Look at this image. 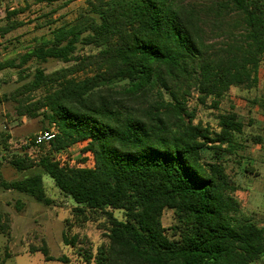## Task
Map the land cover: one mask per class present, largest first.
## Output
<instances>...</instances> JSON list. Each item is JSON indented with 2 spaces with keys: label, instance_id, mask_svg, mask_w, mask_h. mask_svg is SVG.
Segmentation results:
<instances>
[{
  "label": "trees",
  "instance_id": "obj_1",
  "mask_svg": "<svg viewBox=\"0 0 264 264\" xmlns=\"http://www.w3.org/2000/svg\"><path fill=\"white\" fill-rule=\"evenodd\" d=\"M30 1L62 0H24V10H11L2 20L1 37L24 25L17 16ZM88 6L50 39L27 47L18 59L0 61V73L16 69L20 83L0 104L11 100L19 117H42L58 130L39 146L48 150L37 164L25 153L11 165L40 168L72 200L77 216L105 217L108 242L85 253L87 264L262 261L264 227L243 214L240 187L226 166L243 147L238 138L245 125L235 112L220 115L218 132L195 124L188 99L195 92L217 108L232 87H257L264 0H88ZM86 48L95 51L79 53ZM51 60L70 65L51 73L25 71L29 62ZM42 89L45 94L34 97ZM80 143L93 167L55 160L54 153ZM207 152L214 158L204 163ZM0 190L53 203L38 174L14 181L0 174ZM167 210L175 219L169 229L162 222ZM0 232H10L2 213ZM37 251L54 260L47 247Z\"/></svg>",
  "mask_w": 264,
  "mask_h": 264
},
{
  "label": "rangeland",
  "instance_id": "obj_2",
  "mask_svg": "<svg viewBox=\"0 0 264 264\" xmlns=\"http://www.w3.org/2000/svg\"><path fill=\"white\" fill-rule=\"evenodd\" d=\"M25 6L24 0H0V25H4L2 20L5 19L7 12L14 9L24 10ZM88 9V0H62L52 5L34 4L30 1V8L17 16L24 25L5 37L0 36V61L18 59L27 47L50 39L55 30L75 23ZM94 51L92 48H86L79 53L89 54ZM69 65L54 60L38 64L33 61L28 63L25 71H33L40 67L46 73H51ZM18 78L19 73L16 69H7L0 73L2 99L9 97L20 85ZM45 91L46 89H42L33 95L38 98L44 95ZM254 91L233 88L217 108L213 99L210 98L203 103L198 94L193 92L188 99V108L195 115V124L208 126L215 132L219 131V117L222 114L235 112L244 123V132L238 138L243 147L237 156L227 159L226 166L228 173L241 186L240 193H236V196L244 206L243 214L253 217L264 227V165L260 164L258 168H253L255 174L250 175L254 178L260 176L256 180L242 178L240 172L241 168L250 166L248 160H257L259 165L258 158H264V149L257 150L256 141H253L257 136L262 137L264 146V123L259 120V115L264 113V102L261 103L262 106L258 104V100L253 103L256 95ZM49 130L58 134V130L42 117L35 119L19 117L15 102L6 100L0 104L2 178L14 181L34 174L41 175L47 194L53 200L51 205H45L29 195L14 190H0V213L7 216L10 222L9 235L5 236L0 232V264H87L84 259L85 253H96L102 244L108 242L104 227L107 223L102 214L88 212L85 216H77L72 200L62 195L51 178L40 168L18 171L11 165L10 162L15 156L23 157L25 153L37 164L48 148L43 150L33 145H28L29 149L24 148L37 134ZM85 146L86 143H80L56 152L55 160L61 166L91 168L94 165L93 157L89 153H83ZM213 158L212 153L207 152L206 155L204 153L203 162H209ZM262 158L260 160H263ZM243 159L246 160L243 162ZM114 213L122 218L119 212ZM162 222L164 227L169 229L175 222L174 212L165 211ZM65 233L68 235V243L64 241ZM43 247L48 248L49 255L54 258L53 261L47 262L40 251L32 252L33 249L39 250ZM61 258H66L67 261H59Z\"/></svg>",
  "mask_w": 264,
  "mask_h": 264
},
{
  "label": "crops",
  "instance_id": "obj_3",
  "mask_svg": "<svg viewBox=\"0 0 264 264\" xmlns=\"http://www.w3.org/2000/svg\"><path fill=\"white\" fill-rule=\"evenodd\" d=\"M263 65H264V63H262L261 64V66H260V68H259V75H258V84H257V87H255V88H251V89H248V88H243V87H232L231 88V90L233 89V88H236V89H242V90H245V91H254L253 93L254 94H256L255 96H254V98H253V103H256V101L258 100V104H261V103H263L264 102V74H263ZM230 90V91H231ZM230 91H229V93H230ZM252 101V100H251ZM252 103V104H253ZM251 104V105H252ZM260 106H262V104L260 105ZM260 110H261V108H260ZM263 112V111H262ZM259 120L260 121H263V123H264V113H262L261 115H259ZM263 126H264V124H263ZM259 137V136H258ZM260 138H262V137H260ZM262 142H263V139H262V141H260V142H256L255 144L257 145V150H263L264 148V146H263V144H262ZM260 158H262V157H260ZM260 158H258L259 159V161H260V163H259V165H257V160H252V159H250V160H248V163H249V165L251 166H248V165H246L245 167H243V168H241L240 170V172H241V174H242V178H246V177H248V178H250V179H254V180H256V179H258V178H254L253 176H251L252 174L254 175L255 174V172H254V169L253 168H255V167H259L260 166V164L261 165H264V158H262L263 160H260ZM246 159H243V162L245 161ZM256 169V168H255ZM247 174V175H246ZM251 174V175H250ZM231 176V175H230ZM236 181V180H235ZM237 182V181H236ZM238 184V183H237ZM239 185V184H238ZM239 187H240V189H241V186L239 185ZM240 189H239V191L237 192V193H240ZM239 199V198H238ZM239 201L241 202V200L239 199ZM244 206L242 205V208H243ZM264 264V259L262 260V261H260V262H258L257 264Z\"/></svg>",
  "mask_w": 264,
  "mask_h": 264
},
{
  "label": "built area",
  "instance_id": "obj_4",
  "mask_svg": "<svg viewBox=\"0 0 264 264\" xmlns=\"http://www.w3.org/2000/svg\"><path fill=\"white\" fill-rule=\"evenodd\" d=\"M56 137V133L53 130L40 132L26 145H33L39 147L43 144H49Z\"/></svg>",
  "mask_w": 264,
  "mask_h": 264
}]
</instances>
